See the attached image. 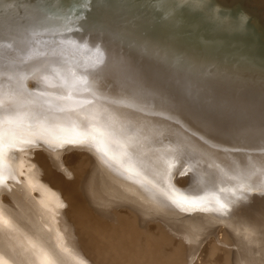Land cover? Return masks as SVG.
I'll use <instances>...</instances> for the list:
<instances>
[{"label":"rangeland","instance_id":"1","mask_svg":"<svg viewBox=\"0 0 264 264\" xmlns=\"http://www.w3.org/2000/svg\"><path fill=\"white\" fill-rule=\"evenodd\" d=\"M107 1L0 0V98L4 101L0 117L16 115L19 108L15 105L30 93L65 95L66 87L60 82L71 80L73 73L82 76V62L75 53L80 41L95 42L107 51L161 66L169 76H177L168 112L177 118L196 115L197 121L182 130L181 125L164 124L162 112L151 114L150 123L138 124V129L148 131V146L138 148L135 154L114 147L113 159L102 156L91 145H77L63 155L67 174L100 182L95 186L118 180L142 191L155 204L128 208L144 214L145 242L152 246L161 243L165 248V239L170 246L166 254L182 257L183 264H264V196L258 193L264 187V52L253 56L238 45L232 47L191 32L152 0ZM210 1L220 10L235 12L249 21L264 44V0ZM130 13L134 20H128ZM155 25L156 29L152 28ZM85 94L86 100H75L79 107L74 111L59 114L61 125L91 131L93 116L97 117L96 126L106 124L103 113L92 106L94 95ZM218 98L237 104L226 105L224 112L223 104L216 102ZM105 103L109 108L114 105L112 101ZM20 105L25 112L29 110L25 103ZM31 111L41 110L33 106ZM253 114L260 121L254 128L238 124ZM232 115L238 118L228 132L230 120L225 117ZM111 116L118 127L123 126L119 120L124 116L130 121L140 117L138 110L129 111L126 105ZM215 118L223 121L198 131L199 120L211 122ZM212 135L216 137L208 140ZM178 143L185 145L181 160L176 162L184 174L175 175L174 183L185 194L202 198L201 208H182V215L167 218L161 215L159 205L174 203L158 186L156 173L161 158L171 156ZM68 145L37 143L13 150L17 176L0 186V264H112L97 241H85L82 230L71 228L54 211L48 217L53 227L38 231L40 221L32 210L37 204L51 210L48 202L52 201L49 189L43 194L30 191L37 185L35 179L43 163L40 156ZM23 157L26 167L21 171ZM129 166L132 171L127 170ZM241 182L246 189L237 187ZM217 199L227 207L217 210ZM205 207L209 210L204 211ZM128 208L116 206L123 226V220L131 215Z\"/></svg>","mask_w":264,"mask_h":264},{"label":"bare ground","instance_id":"2","mask_svg":"<svg viewBox=\"0 0 264 264\" xmlns=\"http://www.w3.org/2000/svg\"><path fill=\"white\" fill-rule=\"evenodd\" d=\"M152 1L160 5L171 17L170 19H178L181 23H184L186 26L182 25L187 27L191 32L202 35L208 39L220 40L232 47L238 45L239 47H243L246 53L253 56H257L264 52V44L259 40L256 30L249 21L235 12H224L220 10L212 4L210 0ZM105 2L108 1L105 0ZM126 13L128 15L129 12L127 11ZM131 14L132 13L129 15L130 17H127L128 20L129 18L134 20ZM125 15L124 17L126 19L127 15ZM138 17L136 19H138ZM146 18H148V16ZM134 22L136 23V21ZM138 23L142 25L143 22L138 21ZM128 25L129 24L126 25L127 28L130 27ZM130 25H132V23ZM134 25L135 24H133V27L135 28L138 26ZM133 27L132 30L129 29L132 32L134 31ZM152 28L156 29V25ZM137 29L139 30V28ZM139 33H137V35ZM148 33L149 32H147V34ZM133 34L134 33H132V35ZM141 34V36H143V33ZM146 35L144 37H146ZM138 38L141 39L140 36H138ZM94 43H91V41L89 43L80 41L78 42L79 49H75L76 55L82 62L81 75L88 81L87 92L92 93L96 98H94L95 103H92V106L103 113L105 117L103 120H105L106 123L108 115L118 113L125 105L128 107L129 111L138 110L140 117H133L130 121L124 116L119 120V122L124 123L122 127L128 134L133 135L136 141L140 140L138 148H144L150 143L151 138L148 136V131L138 129V124L150 123L151 119L149 117H152L150 116L151 114L162 112V116L165 119L164 124L168 126L172 124L181 125L182 130L187 129L190 123L197 119L196 115L186 118L183 114V117L177 118L175 113L168 112L167 107L170 103V99L173 97L171 93L177 76H169L163 71L161 66L150 63L152 61H146V63L139 62L136 59L127 58L119 51H107L101 47L102 45L99 46ZM119 46L120 45H118V47ZM134 57L136 58V56ZM132 81L138 82L140 87L137 89L129 88L126 91L125 86ZM60 84H63V81L60 82ZM85 92L83 88H66V94L71 93L74 102L81 97H84L86 100ZM133 94L138 96V100L135 107H130L129 100L130 96ZM27 98L28 96L23 97V99L17 102L18 105H15L16 109H20H18V113H21L19 111H22V113L25 112V107L20 104H24ZM190 98L191 97L188 99ZM110 101H112V104L114 103L111 108H109V104L105 103ZM216 102L223 104L224 112L226 105L233 107L237 104L232 100L223 98L216 99ZM104 109H107V112H104ZM177 111L182 113L180 110ZM256 115L257 114L248 115L245 120L240 121L238 124L245 127L251 125V127L254 128L260 123ZM169 117L172 118L169 119ZM225 118L230 120L226 128V130L230 132L235 126L238 116L232 115L226 116ZM219 119L220 118H215L211 122L209 120H205L206 122H203L204 120H199L198 131L200 132L205 130L206 126L216 125V123H221L223 121H219ZM177 121H179V123H177ZM193 133L195 132H192L191 136H195ZM215 137V135H212L208 140H213ZM76 147L77 145H68L64 148L59 147L60 149L51 150V152L45 151L40 156V160L43 161V163L41 164V169L38 171L37 179H35L37 185H35L32 190L30 189V191H37L43 194L45 192L44 189H49L52 192V201L48 202V204L51 205V210L44 205L40 206L38 204V207L32 210L34 212L33 216L40 221L38 225L39 233L42 231L44 232L46 229L49 231L53 227L48 217H50L49 213H53L52 211H54L62 221L70 223L71 228L82 230L85 241H97L98 246L110 256L112 264H183L182 257L177 259L174 258L176 256L170 257L166 254L170 246L165 239L162 243L166 246L165 248L161 246V243L159 246H152L150 243L145 242V233L147 230L144 214L141 213V215H139L133 209L131 210L128 208V205L136 208L137 205L142 203L148 206H153L155 204L153 201L147 200V197L143 195L142 191L139 189L135 190L133 187L119 182L118 180L103 183L104 185L101 183L103 185H101L102 187H100V184L99 186H95L94 183L97 184L100 182L93 179L80 180L77 177L73 178L67 174L63 155L71 148ZM25 162L26 158L23 157L19 168L21 171L26 167L24 165ZM163 203L165 204L161 203L159 205L161 215L167 218L182 215V208L175 204ZM118 204H124L131 210V215H127L126 219L123 220L125 226L119 222V213H117L116 210ZM68 216L70 217L69 220L72 222H68ZM256 222H258V220L254 221V224Z\"/></svg>","mask_w":264,"mask_h":264},{"label":"snow or ice","instance_id":"3","mask_svg":"<svg viewBox=\"0 0 264 264\" xmlns=\"http://www.w3.org/2000/svg\"><path fill=\"white\" fill-rule=\"evenodd\" d=\"M45 80L47 82L48 78L46 77ZM87 84L88 81L85 77H78L75 73L72 74L71 80H63V86L69 89L83 88L87 91ZM139 87L138 82L132 81L125 86V90ZM137 100V95H131L129 106L135 107ZM3 103V99L0 98V106ZM25 106L29 108L26 112L10 115L6 119L0 117V186H4L8 179L16 178L18 164L12 152L16 149L22 150L23 145H35L37 143L53 146L65 144L91 145L102 156H112L113 159L116 158L112 154L113 147L127 149L132 154L138 151V142L135 137L128 134L123 127H118L111 115L108 116V122L102 127L96 126L97 117L93 116L89 122L91 131H81L74 126L61 125L58 122L60 120L59 114L74 111L76 107H79V103L74 102L71 93L60 96H49L45 92L30 93L25 101ZM33 106L41 111H31ZM104 112H107V109H104ZM171 118L169 117V119ZM261 135L264 138V130H262ZM200 139L204 140V137L201 136ZM184 147L183 143H178L171 150V156L161 158L160 168L156 173L157 184L172 203L178 207L185 210L188 208L199 209L201 208L202 198L185 194L174 183L175 175L184 174L182 167L178 168L176 163L181 160ZM127 170L132 171L133 169L129 166ZM236 179L240 180V177H236ZM237 187L246 189L243 182L238 183ZM258 193L264 196V187H261ZM216 204L218 205L217 210H223L227 207L219 199L216 200ZM203 210L208 211L209 209L205 207ZM48 264H56V262L49 261Z\"/></svg>","mask_w":264,"mask_h":264}]
</instances>
